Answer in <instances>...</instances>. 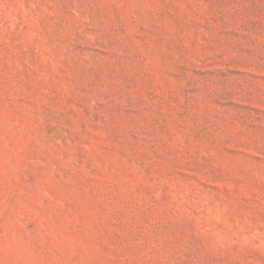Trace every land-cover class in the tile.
I'll return each instance as SVG.
<instances>
[{"label":"rangeland","instance_id":"1","mask_svg":"<svg viewBox=\"0 0 264 264\" xmlns=\"http://www.w3.org/2000/svg\"><path fill=\"white\" fill-rule=\"evenodd\" d=\"M0 264H264V0H0Z\"/></svg>","mask_w":264,"mask_h":264}]
</instances>
